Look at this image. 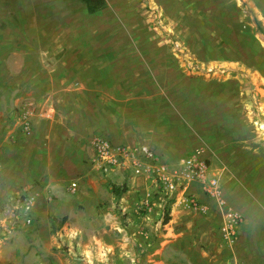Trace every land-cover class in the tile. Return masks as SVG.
I'll use <instances>...</instances> for the list:
<instances>
[{
  "label": "rangeland",
  "instance_id": "1",
  "mask_svg": "<svg viewBox=\"0 0 264 264\" xmlns=\"http://www.w3.org/2000/svg\"><path fill=\"white\" fill-rule=\"evenodd\" d=\"M70 1L73 24L58 33L80 39L51 45L69 62L80 56L86 67L63 90L45 92L42 109L35 99L14 107L15 139L28 146L44 134V124L39 132L33 129L31 111L58 117L50 124L55 133L48 129L53 136L47 145L75 142L80 154H50V164L62 158L90 162L108 177L109 195L118 196L112 192L116 187L124 188L119 195L137 189L140 213L152 200L162 201L157 233L174 228L172 242L186 255V246L194 244L204 260L199 264H254L247 253L253 240L240 234L244 218L226 204L223 188L232 191L233 167L251 158L246 151L264 148V0H107L108 8L89 16L90 22L82 9H99L104 0ZM85 46L90 48L74 50ZM22 61L12 58L14 69ZM40 61L45 67L56 63ZM102 142L111 146L110 156L100 154ZM193 157L199 167L189 166ZM213 179L218 193L210 185ZM27 191L33 193L25 188L12 198L15 225L32 221L16 202ZM206 197L221 208L222 219L209 212ZM116 211L126 216L118 205ZM230 225L233 230L225 232ZM62 249L68 252L67 246ZM174 252L171 246L164 249V264H173Z\"/></svg>",
  "mask_w": 264,
  "mask_h": 264
},
{
  "label": "crops",
  "instance_id": "2",
  "mask_svg": "<svg viewBox=\"0 0 264 264\" xmlns=\"http://www.w3.org/2000/svg\"><path fill=\"white\" fill-rule=\"evenodd\" d=\"M68 1L0 0V264H128L129 260V264H145L146 261L164 264L162 253L167 246L175 251L173 264L204 262L194 244L186 246L188 256L181 254L184 249L178 242H172L177 238L171 226L166 228V233H157L161 226L157 220L161 216L162 201L152 200L150 208L140 213L137 189L128 190L119 197L109 195L108 177L99 174V168L90 162L62 158L50 164V154H80L75 142L71 146L61 143L56 148L47 145V137L53 136L48 134V129L55 133L50 124L57 123L58 117L31 111L29 118L33 129L45 128L44 134L34 137V143L28 146L23 139H15L14 107L24 100L35 99V107L42 109L45 92L63 90L86 67L80 56H73V62H69L51 45L80 39L58 33L59 28L73 24L75 9L67 4ZM107 8V0L99 9L86 6L82 9L85 21ZM89 48L74 50L80 53ZM45 57L56 63L45 67L47 63L40 61ZM12 58L23 60L20 68L14 69ZM40 124H44L43 128H38ZM76 133V130L70 131L72 140L77 139ZM56 136L63 138L58 131ZM250 150L246 152L251 158L234 164L233 188L229 193L223 188V198L235 213L243 216L239 232L248 236L246 240H253L247 253L250 261L256 264L259 259L264 261V184L261 185L264 182V148ZM258 155L263 158H256ZM73 183L75 188L71 187ZM25 188H30L36 196L29 213L32 221L27 224L20 220L15 225L12 198ZM108 191L111 192L110 187ZM206 200L209 212L215 211L217 219H222L218 204L210 202L208 197ZM117 205L126 216H119ZM148 239L151 242L146 244ZM64 245L68 252L62 249Z\"/></svg>",
  "mask_w": 264,
  "mask_h": 264
},
{
  "label": "built area",
  "instance_id": "3",
  "mask_svg": "<svg viewBox=\"0 0 264 264\" xmlns=\"http://www.w3.org/2000/svg\"><path fill=\"white\" fill-rule=\"evenodd\" d=\"M26 124V123H25ZM25 129H27L26 127H25ZM110 150H111V146L107 143V142H102L100 145H99V152H100V154H102V155H108V156H110V154H109V152H110ZM136 151H137V149H135ZM135 150H133V151H131V152H129L128 150H121L123 153L122 154H128V153H130V154H132V153H134V151ZM116 151H118L119 152V149L117 148L116 149ZM141 151L144 153V154H146V155H150L151 156V153L149 152V150L146 148V147H143V148H141ZM109 160V162H111V163H115V159L113 158H110V159H108ZM189 162H190V164H189V166H197V167H199L200 165H198L197 164V160H196V157H193V158H191L190 160H189ZM210 185H211V187H213V189H214V192L215 193H218V188H217V181H215L214 179L213 180H211L210 181ZM76 186V184H72L71 185V187L72 188H74ZM211 192L213 193V190H211ZM16 202H17V204L19 205V207L26 213V214H28L29 212H30V210L32 209V207H33V205H34V202H35V194H33V193H31L30 191H27V192H25V193H23L21 196H19L17 199H16ZM27 222H29V220L27 219ZM233 226H229L227 229H229V230H224L225 232H229L230 233V231H231V228H232ZM232 230H233V228H232Z\"/></svg>",
  "mask_w": 264,
  "mask_h": 264
},
{
  "label": "trees",
  "instance_id": "4",
  "mask_svg": "<svg viewBox=\"0 0 264 264\" xmlns=\"http://www.w3.org/2000/svg\"><path fill=\"white\" fill-rule=\"evenodd\" d=\"M91 9H92V8H91ZM123 191H124V188H123V190H119L118 187H116L115 189H112V192L115 193V194H117V195H119V194L122 193ZM166 220H167V218H164V219L162 220V223H165Z\"/></svg>",
  "mask_w": 264,
  "mask_h": 264
}]
</instances>
